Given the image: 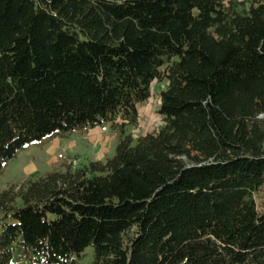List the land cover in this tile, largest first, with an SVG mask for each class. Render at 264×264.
Wrapping results in <instances>:
<instances>
[{
  "label": "trees",
  "instance_id": "obj_1",
  "mask_svg": "<svg viewBox=\"0 0 264 264\" xmlns=\"http://www.w3.org/2000/svg\"><path fill=\"white\" fill-rule=\"evenodd\" d=\"M106 122L111 157L0 191V264H264V0H0V171Z\"/></svg>",
  "mask_w": 264,
  "mask_h": 264
},
{
  "label": "rangeland",
  "instance_id": "obj_2",
  "mask_svg": "<svg viewBox=\"0 0 264 264\" xmlns=\"http://www.w3.org/2000/svg\"><path fill=\"white\" fill-rule=\"evenodd\" d=\"M229 2V0H224ZM245 6L247 0H233ZM166 87V80H154L150 85L149 97L137 105L139 119L127 131L134 138L155 131L162 125L158 113L160 91ZM118 131L109 122L95 127H85L70 133L47 137L19 149L0 171V191L9 185L20 184L27 179H36L47 172L64 170L88 164L91 161H103L114 154ZM1 230V222H0ZM92 247L88 246L78 264H90ZM13 264H31L29 260L14 259Z\"/></svg>",
  "mask_w": 264,
  "mask_h": 264
}]
</instances>
